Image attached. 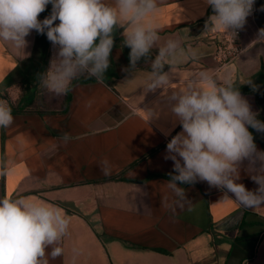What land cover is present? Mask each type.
Listing matches in <instances>:
<instances>
[{
  "label": "crops",
  "instance_id": "crops-1",
  "mask_svg": "<svg viewBox=\"0 0 264 264\" xmlns=\"http://www.w3.org/2000/svg\"><path fill=\"white\" fill-rule=\"evenodd\" d=\"M255 8L241 29L244 52L219 67L212 56L217 35L225 31L205 28L212 9L204 0H159L148 19L160 43L176 38L198 50L195 60H177L171 87L182 89L201 71L218 81L230 76L264 121V54H258L264 45L255 41L264 28V0H255ZM123 31L114 32L104 82L82 75L60 96L37 82L56 52L46 34L33 30L26 37L25 59L0 42V99L14 117L0 129V198L24 196L64 211L69 227L59 245L63 255L49 257V264H264V208H243L231 193L226 199L224 191L196 182L182 185L192 210L186 204L172 211L167 180L173 161L165 159L166 145L182 129L164 90H144L151 61L137 66L135 75L124 71ZM249 131L264 150V133ZM105 160L108 175L100 167ZM247 163L238 182L254 190Z\"/></svg>",
  "mask_w": 264,
  "mask_h": 264
},
{
  "label": "clouds",
  "instance_id": "clouds-1",
  "mask_svg": "<svg viewBox=\"0 0 264 264\" xmlns=\"http://www.w3.org/2000/svg\"><path fill=\"white\" fill-rule=\"evenodd\" d=\"M159 0H0V42L16 52L20 59L28 53L26 37L35 30L46 34L56 52L47 71L38 74L39 87L56 96L66 95L72 82L82 75L104 82L111 66L114 32L124 29L123 46L130 48L134 70L142 59L151 61L145 80V92L163 89L170 113L181 131L166 145L165 159L173 161L167 186L174 195V207L184 209L191 200L186 188L196 182L231 193L241 207L264 208V150H259L249 128L264 133V121L251 109L231 77L218 81L211 71L188 77L182 89L171 87L178 59L198 58V50L169 38L160 43L159 30L148 19L158 9ZM212 9L205 28L213 27L236 35L251 14L255 0H204ZM48 5L51 13L38 19ZM264 10V9H262ZM59 21V23H55ZM210 22V23H209ZM256 42L264 45V28ZM153 49H157L154 59ZM264 54V48L258 50ZM168 66L170 71H165ZM255 91L253 80L247 82ZM171 89L170 95L168 90ZM12 107L0 99V129L12 125ZM168 135V133H165ZM68 139L67 134L64 137ZM257 185L249 190L241 178V166ZM101 171L109 174L108 161ZM69 219L58 206L28 197L0 198V264H49L63 255L60 245L67 234ZM50 248V251L48 249Z\"/></svg>",
  "mask_w": 264,
  "mask_h": 264
},
{
  "label": "built area",
  "instance_id": "built-area-1",
  "mask_svg": "<svg viewBox=\"0 0 264 264\" xmlns=\"http://www.w3.org/2000/svg\"><path fill=\"white\" fill-rule=\"evenodd\" d=\"M255 4L251 14L246 20L251 18L255 13ZM241 29L237 30L236 35L230 32L219 34L216 37V47L212 56L213 60L219 67H223L234 62L244 52L243 46L240 44Z\"/></svg>",
  "mask_w": 264,
  "mask_h": 264
},
{
  "label": "trees",
  "instance_id": "trees-1",
  "mask_svg": "<svg viewBox=\"0 0 264 264\" xmlns=\"http://www.w3.org/2000/svg\"><path fill=\"white\" fill-rule=\"evenodd\" d=\"M122 49H123L124 57H125L128 65H130V60H129L130 48H128L127 46H123ZM143 62H145V60L142 59L140 62H138L137 66H140Z\"/></svg>",
  "mask_w": 264,
  "mask_h": 264
}]
</instances>
